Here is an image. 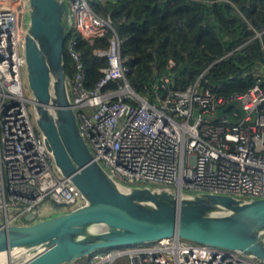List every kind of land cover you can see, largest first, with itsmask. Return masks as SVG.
Returning <instances> with one entry per match:
<instances>
[{"label": "built area", "instance_id": "2783aa9c", "mask_svg": "<svg viewBox=\"0 0 264 264\" xmlns=\"http://www.w3.org/2000/svg\"><path fill=\"white\" fill-rule=\"evenodd\" d=\"M69 4L71 26L65 49L75 64L67 78L70 103L94 158L118 183L127 187L150 183L154 187L149 188L182 194L264 198L261 81L230 97L201 88L196 81L149 102L126 80L128 58L120 54L121 40L110 19L97 15L86 0ZM28 10V0H0V221L9 224L40 219L45 204L69 211L85 203L56 166L35 124L31 97L24 95L21 68ZM108 30L112 31L108 47L94 50L107 64L99 69L94 87L87 88L74 34L91 42ZM234 101L244 115L232 106L215 116ZM226 115L237 121H228ZM130 246L96 253L91 264H114L121 255H126L128 264H264L179 237Z\"/></svg>", "mask_w": 264, "mask_h": 264}, {"label": "water", "instance_id": "95a60500", "mask_svg": "<svg viewBox=\"0 0 264 264\" xmlns=\"http://www.w3.org/2000/svg\"><path fill=\"white\" fill-rule=\"evenodd\" d=\"M28 8L24 62L35 124L56 166L85 203L31 223L0 221V264L4 254L5 264H12L17 254L24 257L13 264H76L99 249L171 237L264 263V198L127 187L105 170L82 136L70 103L63 60L69 33L66 3L28 0ZM232 106L244 115L234 101L215 116Z\"/></svg>", "mask_w": 264, "mask_h": 264}, {"label": "trees", "instance_id": "16d2710c", "mask_svg": "<svg viewBox=\"0 0 264 264\" xmlns=\"http://www.w3.org/2000/svg\"><path fill=\"white\" fill-rule=\"evenodd\" d=\"M86 1L110 19L121 40L120 54L128 58L126 80L149 102L196 81L224 97L264 84V0ZM111 34L108 30L91 42L74 34L87 88L107 64L94 50L106 49ZM63 60L70 79L75 64L66 50Z\"/></svg>", "mask_w": 264, "mask_h": 264}, {"label": "rangeland", "instance_id": "374dc122", "mask_svg": "<svg viewBox=\"0 0 264 264\" xmlns=\"http://www.w3.org/2000/svg\"><path fill=\"white\" fill-rule=\"evenodd\" d=\"M64 1H65L66 6H67V8L69 10V7H70L69 0H64ZM70 26H71V20H68V27L70 28ZM21 76H22V86H23V90H24V95L26 97H31L30 90H29V87H28L27 78H26L25 66H23L21 68ZM139 186L154 187V185L153 184H150V183H140ZM66 210L67 209L66 208H63V207L55 208L53 206L52 208H50V206L48 204H45L44 207H43V209L39 212L37 218L47 217L48 215H51V214H54V213L55 214L61 213L62 211H66ZM37 218H35V220ZM124 247L125 246H119V247H116V248L122 249ZM114 249L115 248L99 249V250L93 252L91 255L85 257L83 259V261L82 260L78 261L77 264H91L92 261H93L94 254L99 253V252H106V251H109V250L114 251ZM22 259L23 258H21L20 260H16V262L19 263ZM114 264H128L126 255H121L118 258H116Z\"/></svg>", "mask_w": 264, "mask_h": 264}, {"label": "bare ground", "instance_id": "6f19581e", "mask_svg": "<svg viewBox=\"0 0 264 264\" xmlns=\"http://www.w3.org/2000/svg\"><path fill=\"white\" fill-rule=\"evenodd\" d=\"M163 239H164V238H163ZM19 255H20V256H19ZM15 256H16V258L12 259V260H13L12 264L16 262L18 256L21 257V258H23V257H24V254H17V255H15ZM5 258H6V255L4 254V255L1 257V259L3 260V261H2L3 264L6 263V259H5ZM21 258H20V259H21Z\"/></svg>", "mask_w": 264, "mask_h": 264}, {"label": "crops", "instance_id": "0c3cea01", "mask_svg": "<svg viewBox=\"0 0 264 264\" xmlns=\"http://www.w3.org/2000/svg\"><path fill=\"white\" fill-rule=\"evenodd\" d=\"M54 214H55V213H54ZM51 215H53V214H51ZM48 216H50V215H48ZM48 216H47V217H48ZM43 218H44V217H43ZM76 264H77V263H76Z\"/></svg>", "mask_w": 264, "mask_h": 264}]
</instances>
